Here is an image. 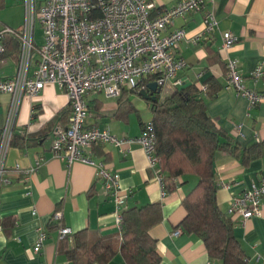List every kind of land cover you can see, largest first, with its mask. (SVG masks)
<instances>
[{"label": "crops", "instance_id": "1", "mask_svg": "<svg viewBox=\"0 0 264 264\" xmlns=\"http://www.w3.org/2000/svg\"><path fill=\"white\" fill-rule=\"evenodd\" d=\"M155 1L160 9H169L179 0ZM207 13H212L217 21L211 33H203ZM23 18L22 0H0V30L5 26L19 29ZM176 26L186 31L185 39L176 48V54L185 61V67L177 74L181 84L195 82L202 89L207 87L209 78L216 80L221 88L214 97L206 98V107L217 127L241 145L264 141V102L249 107L247 99L237 95L228 84L226 74L227 58H235L245 85L264 92V73L258 78L252 76L264 64V0L209 1L202 9L177 19ZM228 31L237 37V42L227 52L222 50L221 41L222 34ZM194 37H198L196 42L192 40ZM17 59V50L10 48L3 54L0 77L13 76ZM174 87L180 86L167 83L156 96L168 94ZM101 94L90 93L85 98L90 112L89 126L108 127L119 137L142 134L141 122H149L152 112L146 118L135 101L139 97L149 109L150 101L140 97L138 91L130 92L135 112L126 113L122 120L114 116L119 98H103ZM9 104L10 95L1 93L0 129L6 122ZM68 107L67 95L52 83L35 96L24 95L21 100L14 120L16 141L5 161L10 181L0 185V264H76L64 252L58 237L60 227H69L72 234L86 230L91 242L113 235L116 253L105 264H125L119 250L114 198L97 177L96 167L79 161L67 166L51 149L55 130L67 125ZM133 116L136 119L132 120ZM239 125L241 134L236 133ZM84 154L95 162L105 163L117 174L119 190L127 194L125 208L161 205V219L149 230L157 240L159 264L210 263L203 241L184 232L179 225L186 215L182 202L197 183L195 175L177 178L174 190L166 193L138 144L132 145L128 152H121L110 143H97L85 149ZM36 157L43 159L38 166ZM214 170L219 183H234L230 190L219 186L216 193L220 209L226 212L231 192H240L251 182L264 181V157L243 166L228 151L220 150L215 154ZM56 212H60V220L54 218ZM231 218L233 235L246 255L247 264L264 263V208L259 216L244 223L239 216ZM41 231L46 238L36 252L34 247ZM67 243L69 247L72 245V237H68Z\"/></svg>", "mask_w": 264, "mask_h": 264}, {"label": "built area", "instance_id": "2", "mask_svg": "<svg viewBox=\"0 0 264 264\" xmlns=\"http://www.w3.org/2000/svg\"><path fill=\"white\" fill-rule=\"evenodd\" d=\"M209 1L214 0H179L172 8L160 9L155 0H22L21 27L5 26L0 30V63L6 50V37H14L19 42L15 73L11 77H0V94L10 95L0 135V185L10 181L5 161L23 96H35L46 84H55L68 97L69 116L66 127L55 130L53 154L67 166L79 161L96 167L97 177L114 198L115 223L120 230L127 194L120 192L117 174L105 163L95 162L85 155L84 150L107 142L121 152H128L132 145L138 144L163 188L154 155L156 137L150 121L145 132L132 137L115 136L108 127L89 126L90 112L85 98L90 93L119 98L123 91L145 89L144 81L149 77L158 87L167 83L180 86L177 74L185 67V61L176 54V48L185 39L186 31L176 26V20L202 9ZM216 26L214 15L207 13L203 18V33H211ZM37 28L42 31L40 41L36 39ZM197 39L192 40L196 42ZM236 42L234 34L224 32L221 48L228 52ZM262 73L264 64L259 65L252 76L258 78ZM226 74L228 84L234 87L237 95L247 99L249 107L264 102V92L250 89L243 82L235 58H227ZM240 128L241 125L236 127L237 134H241ZM42 160L36 157V165ZM232 184L220 182L219 186L230 190ZM262 208L264 181L251 182L240 192H231L226 214L239 216L244 223L259 216ZM60 217V212L54 214L56 220ZM70 235L69 227L59 228V240ZM45 238L46 233L41 231L34 247L36 252Z\"/></svg>", "mask_w": 264, "mask_h": 264}, {"label": "trees", "instance_id": "3", "mask_svg": "<svg viewBox=\"0 0 264 264\" xmlns=\"http://www.w3.org/2000/svg\"><path fill=\"white\" fill-rule=\"evenodd\" d=\"M6 39L9 42L5 40V53L10 48L19 51L16 38L7 36ZM151 79L149 77L144 81L146 86ZM206 84L205 90L195 82L183 88L174 87L172 92L157 95L154 102L148 103L156 137L154 155L166 193L174 190L177 178L186 174L197 177L196 185L182 202L186 215L179 225L184 232L195 234L203 241L210 263L247 264L246 255L233 235L232 218L217 203L219 182L214 159L218 151L226 150L243 166H248L264 157V141L241 145L231 134L217 127L207 112L206 98L214 97L221 86L213 78H209ZM130 92L134 93V90L123 91L117 101L114 116L118 119L123 120L127 117L126 113L135 112L129 100ZM146 124L141 122L142 133L146 131ZM15 141L16 134L13 133L11 144ZM121 216L117 238L124 263L159 264L161 257L156 249L157 240L149 230L161 219V205L152 203L141 207H123ZM55 224L60 227L57 222ZM68 237H72L70 247ZM61 241L67 257L76 264L81 261L84 264H105L116 253L113 235L91 242L87 231L81 230Z\"/></svg>", "mask_w": 264, "mask_h": 264}, {"label": "water", "instance_id": "4", "mask_svg": "<svg viewBox=\"0 0 264 264\" xmlns=\"http://www.w3.org/2000/svg\"><path fill=\"white\" fill-rule=\"evenodd\" d=\"M188 83H182L179 88L187 86ZM161 87H158L156 82L152 81L147 84L145 89L138 91V95L143 97L145 100L154 102L156 100V94L160 93Z\"/></svg>", "mask_w": 264, "mask_h": 264}, {"label": "rangeland", "instance_id": "5", "mask_svg": "<svg viewBox=\"0 0 264 264\" xmlns=\"http://www.w3.org/2000/svg\"><path fill=\"white\" fill-rule=\"evenodd\" d=\"M41 37H42V31L40 28H37L36 30V39L38 41L41 40ZM101 97L103 98H112V97H107L105 94H101ZM135 104L140 108V111H141V114H143L144 116H146V118L148 116L151 117V114H150V109L146 106L145 102L143 100H141L139 97L136 98V101H135ZM148 117V119L150 118ZM136 119L135 116L132 117V120ZM135 123V121H133Z\"/></svg>", "mask_w": 264, "mask_h": 264}]
</instances>
